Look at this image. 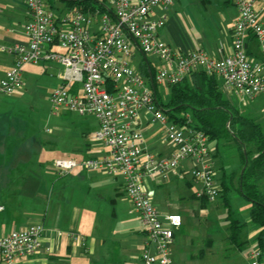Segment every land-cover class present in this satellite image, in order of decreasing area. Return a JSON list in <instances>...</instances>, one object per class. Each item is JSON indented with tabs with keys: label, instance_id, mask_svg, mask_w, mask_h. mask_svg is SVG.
<instances>
[{
	"label": "built area",
	"instance_id": "1",
	"mask_svg": "<svg viewBox=\"0 0 264 264\" xmlns=\"http://www.w3.org/2000/svg\"><path fill=\"white\" fill-rule=\"evenodd\" d=\"M109 11L93 14L72 9L57 16L41 0H22L28 19L25 43L0 45L14 60L0 77V93L12 94L21 85V71L28 63L54 62L61 66V82L52 89L49 99L53 112L64 109L79 115H91L97 129L90 141L106 146L108 154L88 158L83 166L107 174H118L123 180L126 199L140 215L147 235L140 255L142 264H173L171 244L174 231L182 224L177 213L162 214L145 188L148 177L167 178L178 174L179 161L192 160V180L200 182L197 198L213 200L219 195L215 171L205 163L209 155L206 134L193 125L181 124L163 111L156 92L132 64L133 38L145 54L156 56L162 66L152 76V84L173 85L195 70H203L222 79L223 86L242 103L257 96L264 98V22L260 21L256 0H231L238 15L231 29L232 50L213 58L201 50H174L158 36L165 25L164 16H153L171 0H105ZM257 42L260 60L247 53L249 37ZM141 111L152 123L161 126L172 151L159 156L142 146L138 125ZM63 174L76 167L73 159L54 160ZM188 173V170L186 171ZM43 227L31 224L16 227L0 237V263L13 264L17 257L34 253L41 245ZM72 239L82 237L69 233ZM259 250L249 253V264L259 262Z\"/></svg>",
	"mask_w": 264,
	"mask_h": 264
},
{
	"label": "crops",
	"instance_id": "2",
	"mask_svg": "<svg viewBox=\"0 0 264 264\" xmlns=\"http://www.w3.org/2000/svg\"><path fill=\"white\" fill-rule=\"evenodd\" d=\"M41 1L46 9L57 16L66 15L73 9L71 0ZM97 1L106 9L105 0ZM197 3H199L198 6ZM256 6L259 19L264 22V0H256ZM176 8L181 9V12L177 13ZM161 15L165 17V25L159 30L158 36L174 50L181 52L201 50L217 59L231 52V29L238 15L231 0H171L170 4L153 11V16ZM27 19V10L22 0H0V45L10 46L27 42L28 38L24 32ZM251 37L247 43L248 56L250 59L260 60L257 42L255 38L250 40ZM129 39L134 46L132 59L136 54L139 56L136 60V68L150 86L152 72H155L162 62L156 56L143 53L136 41L131 37ZM13 60V55L0 51V77L11 66ZM60 73L61 66L54 62L28 63L21 71V85L13 93L17 92V96L29 92L35 93L36 89L46 84L44 97L47 99L52 89L60 84ZM218 81L220 89L230 101L231 97L236 98L225 89L221 78L218 77ZM40 97L41 95H36L37 100ZM259 99L264 106L262 96H257L245 104L238 99V104L234 105L238 108L251 104L253 106ZM254 109L248 113L264 129V121L260 117L261 110ZM67 112L70 113V111ZM81 116L90 117L91 115ZM27 120L29 118L23 115L12 113L8 106H0V237L16 227L31 224H40L43 227L41 245L38 250L30 255L17 257L13 264H142L139 254L142 253L147 241L141 236L146 235L145 229L140 215L131 208V203L125 197L122 178L118 174H107L99 170L86 169L83 166L86 159L99 158L109 152L108 147L90 141V134L98 127L97 120L95 119L94 128L81 129L83 137L88 139L91 145L87 144L85 148L62 147L61 151H56V143H52L53 146H46L51 145V142L41 140L37 131L29 128L30 123L28 125ZM151 123L149 114L141 111L137 127L141 130L142 146L153 152L156 151L159 156L169 155L173 149L166 142L162 128L157 123L152 124L160 127L159 134L162 137L163 146L157 143L146 145L143 134L147 132ZM209 147L210 151L205 163L213 168L214 146ZM67 149L69 150L66 151ZM46 151L51 154L48 160L42 158ZM57 153L64 154V157H60ZM59 158L73 159L77 165L69 172L61 174L53 164L54 160ZM184 161L188 164L186 165ZM192 166V160L184 159L177 166V172H181L182 176L170 174L167 178H162L154 175L145 180L150 182V187L145 185V188L151 200L157 199V206H164V209L159 210L160 213H179L170 211L172 205L163 203L168 200L170 194L168 192L161 194L160 190L179 180H184L190 185L191 183L186 179V171ZM223 177L225 173L222 171L217 178L221 182ZM196 191L190 194L189 203L194 211L204 212L205 202L202 201L204 197L197 198ZM124 201L131 205L127 216L126 210L122 207ZM249 209L250 202L248 216L244 222L233 217L243 224L240 234L242 244L235 246L229 242V230L223 243L229 254L231 253L230 259L235 261L234 264H249V251L253 247L257 248L255 238L260 227L249 221ZM117 220H119V227L123 225L129 230L136 229L133 238L125 240L116 232ZM183 232H185L183 224L174 231L171 244L173 264H179L175 259L174 251L179 238L177 233L183 236ZM69 233H75L83 240L72 239L68 236ZM184 237V242L187 244L186 233ZM208 244L210 248H213L216 241L209 240ZM242 248L246 250V253H242ZM262 264H264V257Z\"/></svg>",
	"mask_w": 264,
	"mask_h": 264
},
{
	"label": "rangeland",
	"instance_id": "3",
	"mask_svg": "<svg viewBox=\"0 0 264 264\" xmlns=\"http://www.w3.org/2000/svg\"><path fill=\"white\" fill-rule=\"evenodd\" d=\"M198 4L199 3H197V6ZM192 8L194 7L192 6ZM176 9L177 13L181 12V9ZM138 57V54H136L135 58L132 59V64L135 67L137 66L136 60ZM44 63L51 62L44 61ZM46 80L49 81V79ZM45 85L46 84H43L40 88L36 89L35 93L29 92L22 96H17V92L11 95L0 93V106H8L10 111L15 115H23L29 118V120H27L28 125L30 123L29 128H33V130L37 131L41 140L51 142V145L46 146H53L52 143H56V151H61L62 147H68L70 149V146H80L85 148L88 146L87 144L91 145L92 143L83 137L81 129L88 130L94 128L96 126V120L91 116H81L75 112L68 113L63 109H60L57 113L53 112L49 96L47 99L44 97L46 91ZM168 89L167 85H157V92L162 99L168 97ZM36 95H41L40 99L37 100ZM231 101L235 105L238 104L237 98L231 97ZM263 108V102L259 99L253 106L251 104L250 106L241 107L239 109L248 115H250L248 112L253 109L255 111L261 110L260 117L261 120L264 121ZM159 130L160 127L157 124H149L147 132L143 134L146 145L157 143L159 146H163ZM211 145L214 146V151L212 153L214 162L213 170L215 171V179L220 192L214 200L205 202L204 212L194 211L189 203L190 194L201 186L200 182L192 180L190 174L191 168H188V173L186 174V179L191 183L190 185L186 184L184 180H179L176 183H170L168 187L160 190L161 194H163V192H168L170 194L168 200L163 203L172 205L170 211H177L180 213L177 214L181 216L182 224L185 227V232L182 234L185 235L186 233L188 243L185 244L184 235L180 236V234L177 233L179 238L174 251L175 259L179 264H234L235 261H231L230 259L232 256L230 255L231 253L229 254L225 245H223L228 231V214H230L231 217H237L242 222H244L248 216L249 202L241 195H238L234 190H226L223 192L220 179L218 180L217 178L220 177L223 171L227 180L232 173L234 176L233 181L234 183L236 182V177L241 167V159L236 145L232 142L223 144L222 142L216 143L215 141H211L209 146ZM43 146H45V144H43ZM154 153L157 154L156 151H154ZM57 154L60 155V157H64V154ZM43 155V159L48 160L49 157H51L48 151ZM184 162L186 165L188 164L187 161ZM220 166L222 168H220ZM149 184L150 182H145L148 188L150 187ZM152 202L158 210L164 209L162 205L157 206V199H153ZM130 206V203L127 201H124L122 204V207L126 210V216L128 215ZM131 208H133V206H131ZM118 216L120 218L122 217L121 215ZM118 221L119 220L116 221L117 226ZM135 231L136 229L134 231L129 230L124 228L123 225L121 227L118 226L116 229V232L125 240L133 238ZM141 236L143 239H147V235ZM209 240L216 241L217 245L215 244L213 248H210L208 244ZM255 248H251L249 252L253 251ZM113 249L112 247V251ZM242 253H246L244 248H242ZM140 255L141 252L139 256Z\"/></svg>",
	"mask_w": 264,
	"mask_h": 264
},
{
	"label": "trees",
	"instance_id": "4",
	"mask_svg": "<svg viewBox=\"0 0 264 264\" xmlns=\"http://www.w3.org/2000/svg\"><path fill=\"white\" fill-rule=\"evenodd\" d=\"M72 8L84 13H103L107 10L97 0H71ZM69 2V3H70ZM252 36L250 40H254ZM141 73V72H140ZM154 72H152V75ZM158 101L168 116L181 124L188 122L207 135L209 141L232 142L236 145L241 167L236 182L231 173L221 180L222 191L234 190L250 202L249 221L260 227L256 235L259 262L264 257V129L247 113L236 107L220 89L218 76L195 70L176 84L168 86V97ZM203 202H206L204 197ZM243 224L228 214V240L235 246L242 244Z\"/></svg>",
	"mask_w": 264,
	"mask_h": 264
}]
</instances>
